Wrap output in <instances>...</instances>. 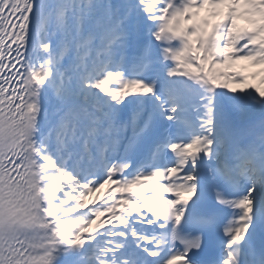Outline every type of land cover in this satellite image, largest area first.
Returning <instances> with one entry per match:
<instances>
[{"label":"snow or ice","instance_id":"6c2138e0","mask_svg":"<svg viewBox=\"0 0 264 264\" xmlns=\"http://www.w3.org/2000/svg\"><path fill=\"white\" fill-rule=\"evenodd\" d=\"M0 264H264V0H0Z\"/></svg>","mask_w":264,"mask_h":264},{"label":"rangeland","instance_id":"374dc122","mask_svg":"<svg viewBox=\"0 0 264 264\" xmlns=\"http://www.w3.org/2000/svg\"><path fill=\"white\" fill-rule=\"evenodd\" d=\"M250 83H258V80L257 81H250ZM93 201H95L97 204H104L105 203L103 200H100L97 198L96 193H93L91 196H89V199H88L89 206L94 207V205L92 204Z\"/></svg>","mask_w":264,"mask_h":264},{"label":"bare ground","instance_id":"6f19581e","mask_svg":"<svg viewBox=\"0 0 264 264\" xmlns=\"http://www.w3.org/2000/svg\"><path fill=\"white\" fill-rule=\"evenodd\" d=\"M110 203H111V200H110Z\"/></svg>","mask_w":264,"mask_h":264}]
</instances>
